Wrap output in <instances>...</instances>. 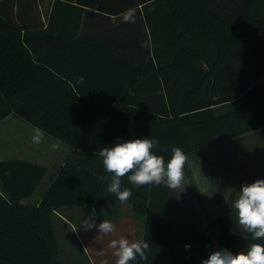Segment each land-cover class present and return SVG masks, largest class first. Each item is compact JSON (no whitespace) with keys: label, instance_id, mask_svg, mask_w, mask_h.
<instances>
[{"label":"trees","instance_id":"trees-1","mask_svg":"<svg viewBox=\"0 0 264 264\" xmlns=\"http://www.w3.org/2000/svg\"><path fill=\"white\" fill-rule=\"evenodd\" d=\"M42 1L0 0V122L15 114L69 149L49 181L46 165L0 159V264H65L58 208L119 201L103 147L155 139L167 163L173 147L189 157L264 130V42L252 37L264 0H242L235 13L223 0H51L47 15ZM127 9L134 22L122 21ZM127 175L121 186L149 244L130 264H202L213 235L233 254L264 245L234 209L208 217L182 192L137 188Z\"/></svg>","mask_w":264,"mask_h":264},{"label":"rangeland","instance_id":"rangeland-1","mask_svg":"<svg viewBox=\"0 0 264 264\" xmlns=\"http://www.w3.org/2000/svg\"><path fill=\"white\" fill-rule=\"evenodd\" d=\"M50 2L51 0H43L41 3L44 15H47ZM241 2L242 0H223L220 5H231L232 13H235L239 10ZM217 12L222 11L218 9ZM258 22L260 25L257 26L258 29L255 27V30L259 32L257 36L252 34V37L263 43L264 21L259 20ZM95 25L98 26L99 22ZM252 32H254L253 28H251ZM202 65L206 66V61H202ZM32 127L34 126L19 116L3 122L0 125V157H4L1 150L3 149L2 142L6 139L9 142L7 146L12 149V152L7 156H21L45 164L48 168L45 180L49 181L63 162L69 148L65 143L44 131L42 143L34 144L32 142L34 128ZM3 135L6 136L2 137ZM53 145L56 147L53 148ZM184 176L185 188L181 192L184 194L186 203L192 202L199 213L209 217L220 212H231L232 204L239 195L241 185L253 183L257 179H264V130L234 139L231 144L211 146L189 156L188 163L184 168ZM34 200L28 199L24 202ZM60 208L57 212L58 215L53 216L54 230L60 244L68 250L73 247L75 252H81L83 247L86 248L83 240L86 242L95 241L96 237L98 241L110 243L111 240L120 237H125L132 242L133 233L137 235L136 240L140 235L142 223L139 224V222L140 220L143 222V215L135 212L129 202L109 201L105 207H100L97 203H90L84 206L64 205ZM93 209H95V224L98 225L103 220H110L116 226L113 233L105 235L99 233L97 228L85 229L81 221L87 219ZM75 227L79 228L78 230L82 234L80 239L81 236L84 237L83 240H80L82 248L75 243L76 236L71 233V231L78 232ZM241 231L247 233L242 228ZM94 233L97 234L94 235ZM212 244L214 248H218L215 235L212 236ZM93 245L89 247L94 249ZM72 253L74 252L72 251ZM64 256L65 261L71 264L72 255L70 254L71 258L66 253Z\"/></svg>","mask_w":264,"mask_h":264},{"label":"clouds","instance_id":"clouds-1","mask_svg":"<svg viewBox=\"0 0 264 264\" xmlns=\"http://www.w3.org/2000/svg\"><path fill=\"white\" fill-rule=\"evenodd\" d=\"M123 22H134L135 9H127L121 13ZM83 77L79 82H83ZM44 132L40 128L33 130L32 142L42 143ZM159 144L158 140L150 138L129 139L117 141L112 147H103L99 151L103 167L111 174L107 191L114 194L121 203L127 202L132 196V190L122 189L121 179L127 175L128 181L134 187L144 185H164L172 192H181L185 188L184 168L188 157L179 147L172 148V156L165 163L162 156L153 153V148ZM53 148L56 146L53 145ZM100 180L106 179L104 176ZM232 208L236 212L239 226L251 234L253 240L264 239V179H257L253 183L243 184L238 197L234 200ZM81 224L86 230L97 228L99 233L105 235L113 233L116 226L110 220H103L95 224V209ZM116 257L115 264H130L137 257L146 260L149 244L143 240L130 242L125 237L113 239L109 243ZM186 248L190 245H186ZM103 255V252H101ZM202 264H264V245L251 244L247 251L233 254L227 249L213 251Z\"/></svg>","mask_w":264,"mask_h":264},{"label":"crops","instance_id":"crops-1","mask_svg":"<svg viewBox=\"0 0 264 264\" xmlns=\"http://www.w3.org/2000/svg\"><path fill=\"white\" fill-rule=\"evenodd\" d=\"M49 10H50V7H49ZM15 117H18L17 115L15 114H11L9 115L7 118H5L2 122H0V125L5 122L6 120L10 119V118H15ZM14 121V120H13ZM32 128H37V127H32ZM6 135H3L2 137H4ZM10 141V140H9ZM9 142H7V140L5 139L2 144H3V149L1 150L2 154H3V158L0 157V159H5V158H16V157H20V158H24V157H21V156H7L9 155L11 152H12V149H9V146H7ZM13 150H16V149H13ZM67 152V151H66ZM26 159H29V158H26ZM31 160V159H30ZM33 161V160H32ZM35 162H38V161H35ZM41 163V162H39ZM43 164V163H41ZM45 165V164H43ZM33 199H36V196L33 197ZM28 199H25V200H22L23 202L26 201ZM36 201V200H35ZM61 208H58V210H60ZM58 211L55 212L56 215H58L57 213ZM55 216V215H54ZM142 223V224H141ZM139 224H141V231H140V235L138 236V240H136V236L135 235L136 233H133V236H132V242H135V241H140L142 240L143 238V222L142 220H140ZM77 230L79 228L75 227ZM73 230V229H71ZM72 234H74L75 237V243H77L78 245H80V247L82 248V245H81V239L83 240L84 237L81 236V239H80V235H82L80 233V231L78 230L75 231V233L73 231H71ZM97 233H94V235H96ZM79 235V236H78ZM93 239V238H92ZM59 241V239H58ZM83 242L85 243V247H83L81 249V252H75L73 247L72 248H69L66 249L65 247H63L61 244H60V241H59V258L62 262H64L65 264H69V262H66L65 259H64V255L65 253L68 254V256L70 257V254L72 255V258L70 261H72L71 264H90V263H93V264H110L112 262L113 259H116V257L113 255V249H111L109 247V243H104L103 241H98L97 237L95 238V241H92L90 240L89 242H86L83 240ZM95 242V243H94ZM94 244V245H93ZM90 245H93L95 246L94 249L90 248L89 246ZM79 248V247H78ZM80 249V248H79ZM72 251L74 253H72ZM97 252V253H95ZM101 252H103V255H101ZM95 253V254H94ZM76 257V258H75ZM75 258V260H73ZM114 261V260H113Z\"/></svg>","mask_w":264,"mask_h":264},{"label":"built area","instance_id":"built-area-1","mask_svg":"<svg viewBox=\"0 0 264 264\" xmlns=\"http://www.w3.org/2000/svg\"><path fill=\"white\" fill-rule=\"evenodd\" d=\"M220 248H215L213 251L219 250Z\"/></svg>","mask_w":264,"mask_h":264}]
</instances>
